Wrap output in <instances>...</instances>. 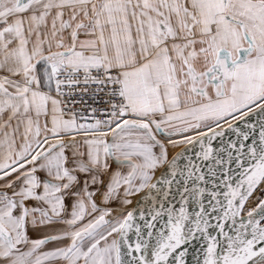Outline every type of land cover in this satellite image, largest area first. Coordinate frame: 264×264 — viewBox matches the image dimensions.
Returning <instances> with one entry per match:
<instances>
[{"label":"snow or ice","instance_id":"1","mask_svg":"<svg viewBox=\"0 0 264 264\" xmlns=\"http://www.w3.org/2000/svg\"><path fill=\"white\" fill-rule=\"evenodd\" d=\"M0 264H264V0H0Z\"/></svg>","mask_w":264,"mask_h":264}]
</instances>
